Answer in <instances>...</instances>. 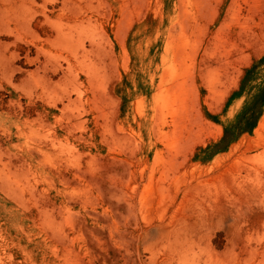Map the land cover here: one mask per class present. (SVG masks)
I'll return each instance as SVG.
<instances>
[{
	"label": "rangeland",
	"instance_id": "rangeland-1",
	"mask_svg": "<svg viewBox=\"0 0 264 264\" xmlns=\"http://www.w3.org/2000/svg\"><path fill=\"white\" fill-rule=\"evenodd\" d=\"M0 264H264V0H0Z\"/></svg>",
	"mask_w": 264,
	"mask_h": 264
}]
</instances>
